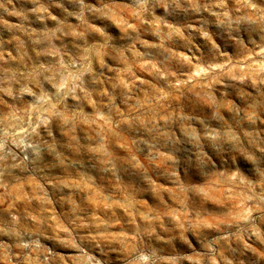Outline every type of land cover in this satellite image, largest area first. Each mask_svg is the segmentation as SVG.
<instances>
[{
	"label": "rangeland",
	"instance_id": "374dc122",
	"mask_svg": "<svg viewBox=\"0 0 264 264\" xmlns=\"http://www.w3.org/2000/svg\"><path fill=\"white\" fill-rule=\"evenodd\" d=\"M0 264H264V0H0Z\"/></svg>",
	"mask_w": 264,
	"mask_h": 264
}]
</instances>
